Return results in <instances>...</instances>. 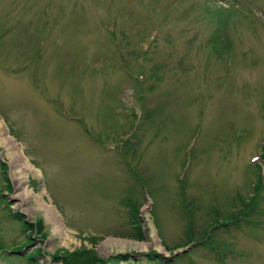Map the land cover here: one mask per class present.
<instances>
[{
	"label": "rangeland",
	"instance_id": "obj_1",
	"mask_svg": "<svg viewBox=\"0 0 264 264\" xmlns=\"http://www.w3.org/2000/svg\"><path fill=\"white\" fill-rule=\"evenodd\" d=\"M262 104L264 0H0V264H264Z\"/></svg>",
	"mask_w": 264,
	"mask_h": 264
},
{
	"label": "bare ground",
	"instance_id": "obj_2",
	"mask_svg": "<svg viewBox=\"0 0 264 264\" xmlns=\"http://www.w3.org/2000/svg\"><path fill=\"white\" fill-rule=\"evenodd\" d=\"M0 140L1 144L6 145L7 150L9 151V155L11 159L13 160L14 166L16 167L17 171L14 177V180L16 182V188L22 189V192H20L16 197L20 199L21 202L24 200L26 201L29 198L28 191H25L23 189L24 181V172L29 169H33V167L30 165L29 161L23 158V155L21 153V150L19 149V145L16 143V141L8 134L6 129L3 127L2 122L0 121ZM39 206L45 211L47 217L49 220L53 221L57 226L56 230L60 233L61 236L64 235V232H62V227L58 225V219L56 215L54 214V211L52 207L46 206L42 199L38 201Z\"/></svg>",
	"mask_w": 264,
	"mask_h": 264
},
{
	"label": "trees",
	"instance_id": "obj_3",
	"mask_svg": "<svg viewBox=\"0 0 264 264\" xmlns=\"http://www.w3.org/2000/svg\"><path fill=\"white\" fill-rule=\"evenodd\" d=\"M149 47V45L146 47V48H148ZM147 50V49H146ZM145 50V51H146ZM261 109H262V111H263V113H264V104H262L261 105ZM259 146V145H258ZM260 152H261V157H262V160H264V140H263V142L261 143V145H260ZM258 168H259V170H260V167H259V165H258ZM263 181H264V171L261 173V172H259L258 173V178L256 179V181L255 182H253L251 185H252V187H253V191H254V193H253V195H252V197L249 199V202H247L248 204H247V206H248V208L254 203L255 204V202H252V200H254L255 198H257V195L259 194V192H260V190H261V187L262 186H264V183H263ZM133 200L132 199H130V198H126L124 201H123V199L121 200V202H122V204L121 205H125L126 207H130V209H131V211H130V213H128V215L130 216V223L131 224H134V226H136V229H139L138 227H137V217H136V210L138 209V205L136 206V203H134V202H132ZM240 201H242V199L240 198ZM253 204V205H254ZM246 206V207H247ZM250 208H252V207H250ZM134 209V210H133ZM242 211H243V209L242 210H240V211H237V214H235L234 216H238V215H240L241 213H242ZM87 253H85V252H81V253H79L78 252V254H76V255H79L80 257L81 256H84V255H86ZM155 255V253L154 254H152V253H150V254H148V256H154ZM122 257V256H121ZM86 262L84 263V262H82L81 264H86L88 261H89V259L88 260H85ZM154 261H156V260H154ZM160 261V259L157 261V262H159Z\"/></svg>",
	"mask_w": 264,
	"mask_h": 264
},
{
	"label": "water",
	"instance_id": "obj_4",
	"mask_svg": "<svg viewBox=\"0 0 264 264\" xmlns=\"http://www.w3.org/2000/svg\"><path fill=\"white\" fill-rule=\"evenodd\" d=\"M181 252H183V251H181Z\"/></svg>",
	"mask_w": 264,
	"mask_h": 264
}]
</instances>
